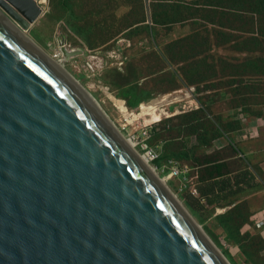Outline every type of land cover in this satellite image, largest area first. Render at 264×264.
Wrapping results in <instances>:
<instances>
[{
  "label": "water",
  "instance_id": "1",
  "mask_svg": "<svg viewBox=\"0 0 264 264\" xmlns=\"http://www.w3.org/2000/svg\"><path fill=\"white\" fill-rule=\"evenodd\" d=\"M45 2L0 0V264H231L26 35Z\"/></svg>",
  "mask_w": 264,
  "mask_h": 264
},
{
  "label": "rangeland",
  "instance_id": "2",
  "mask_svg": "<svg viewBox=\"0 0 264 264\" xmlns=\"http://www.w3.org/2000/svg\"><path fill=\"white\" fill-rule=\"evenodd\" d=\"M70 3L74 13L79 16L78 23L84 29L83 36H78L70 29L67 23L69 17L65 16L62 10V0H46L42 17L30 27L26 35L68 73L73 74L84 88L86 87L119 131L135 144L136 150L141 154L147 156V150L151 149L149 147L155 148L154 144L157 142L152 137L151 142L147 141L143 131L149 132L153 127L160 128L162 121L168 119L169 130L179 127V132H189L190 129L192 130L191 124L199 128H210L214 124L221 127L224 123L220 121H226L227 117L240 111V108H231L229 96L223 100L219 92L205 91L204 83L196 86L188 85L180 80L181 74L177 76L178 82H175L173 74L177 66L171 65L169 58L161 56V52L170 41L191 32L193 28L191 20H195L200 23L198 29L202 32L207 28L215 27L230 34L226 42H219L215 36L211 37L213 47H206L205 51L213 57L207 55V64H213L214 57L217 64L220 57L231 61L241 59V55L235 52L234 42L241 37L251 35V29L247 22L236 24L235 17L223 18L215 13L222 9L221 0H70ZM177 4L189 8L186 14L190 18L176 24H169L170 21L156 23L154 5H157L155 8L157 12L169 10L174 13ZM139 18H144L152 27L138 32L130 31L131 28L124 29L126 25ZM211 18H214V23H208ZM60 40L66 43L69 50H82L83 54L65 59L60 52ZM230 46L232 48H229ZM201 67L206 68V66ZM224 72L221 70V75ZM134 74H138V77ZM214 75L213 72L206 73V80L216 81ZM136 79L140 80L143 89L151 93V101L131 110L122 96L121 86L127 80ZM251 101L255 104L260 103L257 107L252 106L253 109H261L264 112V103L261 100ZM118 102L123 103L128 111L127 114L121 111ZM202 104L208 109L206 118L202 117L200 112H196L205 109ZM143 106L155 107L161 122L154 121L151 116L143 113ZM187 114L191 117L182 118ZM239 119L241 125L238 129L224 133L213 139L208 148L201 147L197 151L194 161H189L186 179H180L179 176L167 178L152 161H149L157 174L166 179L169 189L189 212L180 195L188 190L197 197L194 191L197 175L201 167L206 164V160L226 162L231 172L243 170L248 166L256 177L254 181L256 185L246 194L241 193L236 203L245 202V210L252 213L249 231L252 233L260 231L262 234L259 228L264 227V178L258 174V171L264 173V118L245 117L240 113ZM171 135L177 137L178 133L173 131ZM188 137L182 134L175 139L177 148H183L185 143L193 147L198 144L196 134ZM187 139L189 141H186ZM175 164L184 168L180 163L175 162ZM226 208H217L214 211L203 208L200 217L194 216L191 212L190 214L206 233L205 227L218 236L223 248L232 253L238 264H250L244 262L237 246L227 242L226 231L216 219V215L224 212ZM260 224L262 225L259 226ZM244 227L243 232H245ZM219 249L222 251V248Z\"/></svg>",
  "mask_w": 264,
  "mask_h": 264
},
{
  "label": "trees",
  "instance_id": "3",
  "mask_svg": "<svg viewBox=\"0 0 264 264\" xmlns=\"http://www.w3.org/2000/svg\"><path fill=\"white\" fill-rule=\"evenodd\" d=\"M222 9L218 12L223 18L229 16L235 17L236 24L238 22H247L251 35L241 37L240 40L234 42L235 52L241 55L238 61H231L225 58L214 57L212 63H206V57L212 54H207L206 47L212 48L213 43L211 37L215 36L219 42H226L230 34L218 28H207L205 32L198 29L200 23L193 21V28L187 35L180 36L170 41L165 50L161 52V56L169 58L171 65L177 66L174 70L173 76L175 82L179 74L180 80L188 85H200L204 83L205 91L211 90L219 92L221 98H231V108H240V111L233 113L231 117H227L224 125L221 127L212 125L210 128L197 127L191 124L192 130L189 132H179V127L169 130L167 128L168 119L162 121L160 128L153 127L149 130V138L156 139V144L151 148L158 157L152 161L158 170L162 171L163 176H167L172 167L171 162L180 163L181 166L187 165L189 161H194L197 151L201 147H209L213 139L222 136L230 130H236L240 127L241 121L239 119L240 113L245 117L264 118V112L261 109H253L252 106L257 107L260 103H253V101L261 100L264 103V0H221ZM63 12L65 16L68 15V24L70 29L78 36L84 35V29L79 25V16H77L70 3V0H62ZM154 15L156 23L170 21L169 24H176V22H184L188 15L186 11L189 9L183 5H176L174 13L172 11H160L155 9ZM196 9V8H195ZM172 21V22H171ZM214 18H211L208 23H214ZM175 22V23H173ZM152 27L147 24L144 18L136 19L130 25H126L124 29L131 28L130 31L147 30ZM238 27V26H237ZM239 28V27H238ZM241 29V28H239ZM225 38L224 40H222ZM221 39V40H219ZM229 48H232L230 46ZM231 50V49H230ZM206 66V68L201 67ZM220 69V72H219ZM221 70L224 74L221 75ZM178 71V73H177ZM213 72L216 81L206 80V73ZM120 73V72H119ZM138 77V74H134ZM178 87V84H177ZM122 96L127 101V107L131 110L138 108L141 104L151 101V93L143 89L140 85V80L126 81L121 86ZM212 104L211 102H209ZM204 107L205 105L202 104ZM208 109H200L201 116L206 118ZM191 117L189 114L182 118ZM225 120L224 117H221ZM161 122V121H160ZM164 126V127H163ZM163 127V128H162ZM213 127V128H212ZM231 128V129H229ZM204 129V130H203ZM177 131L178 136L174 137L171 132ZM152 133V135H151ZM184 134V137L189 138L193 134L197 135L198 144L190 146L184 145L183 148H177L175 139ZM186 141H189L188 139ZM258 174L264 178L263 171L259 170ZM187 174H181L180 179L187 178ZM255 175L248 169V166L243 170L231 172L228 170L226 162H215V160H206V164L201 167L197 175V184L195 189L198 192L197 197L185 190L180 195L190 212L200 217L201 209L212 211L217 208H226L224 212L216 215L220 226L226 231V240L231 245H235L240 249V255L244 262L250 264H264V237L260 231L252 233L251 231L243 232V227L251 222L250 217L252 213L245 210L244 203H236L238 196L247 190L255 187ZM258 228V227H257ZM209 236L214 240L215 244L222 248L223 254L228 258L231 264H238L235 257L228 249H224L220 243L218 236L209 228L205 227ZM260 229V228H259Z\"/></svg>",
  "mask_w": 264,
  "mask_h": 264
},
{
  "label": "bare ground",
  "instance_id": "4",
  "mask_svg": "<svg viewBox=\"0 0 264 264\" xmlns=\"http://www.w3.org/2000/svg\"><path fill=\"white\" fill-rule=\"evenodd\" d=\"M59 61V60H58ZM61 67H62V65H61ZM75 82H77L74 78H73V74H70V73H67ZM78 84L80 83V82H77ZM81 84V83H80ZM79 84V85H80ZM83 86V85H82ZM82 86H81V88H82ZM85 89H86V87H85ZM87 90V89H86ZM88 91V90H87ZM89 96V95H88ZM92 98H93V96H92ZM168 98V97H167ZM94 99V98H93ZM93 101V100H92ZM96 105L98 104V102L94 99V101H93ZM99 105V104H98ZM97 105V107L101 110V111H104L102 108H101V106L99 105L98 106ZM118 106L120 107V109H121V111L124 113V114H127V110L125 109V107H124V105H123V103L122 102H118ZM142 110H143V113L145 112L148 116H151L152 117V119L154 120V121H161V117L158 115V112H157V110H156V108L155 107H150V108H146L145 106H143L142 107ZM179 110V109H178ZM145 115V114H144ZM132 116V115H131ZM130 116V117H131ZM142 116H143V114H142ZM110 118V117H109ZM111 120V119H110ZM112 121V120H111ZM113 122V121H112ZM115 125V124H114ZM119 126V125H118ZM117 128V127H116ZM118 129V128H117ZM116 129V131L118 132V134L120 135V137H122L124 140H125V142L127 143V146L134 152V154L136 155V156H138L139 157V159L141 160V162L147 167V169L150 171V173L156 178V180L162 185V186H167V184H166V179H164V178H161L158 174H157V172L155 171V169L151 166V164H150V161H149V159H148V157L146 156V155H143V154H141L140 152H138L137 150H136V148H135V144L131 141V140H129V139H127L122 133H121V131H119V129L117 130Z\"/></svg>",
  "mask_w": 264,
  "mask_h": 264
},
{
  "label": "built area",
  "instance_id": "5",
  "mask_svg": "<svg viewBox=\"0 0 264 264\" xmlns=\"http://www.w3.org/2000/svg\"><path fill=\"white\" fill-rule=\"evenodd\" d=\"M148 130L146 131H143V134L146 135V137L148 138L149 137V134H148ZM146 146V145H145ZM147 148V146H146ZM147 156L149 157V160L150 161H153L155 160L157 157H158V154L155 153L153 150H147ZM172 163V167H171V171L170 173L167 175V178H174V177H177V176H180L181 174H187L188 171H189V168L187 165H184V168H181L179 166H177L175 164V162H171ZM186 179V178H185ZM195 191V194L198 195V192L196 189H194ZM262 224H260L259 226H261Z\"/></svg>",
  "mask_w": 264,
  "mask_h": 264
},
{
  "label": "crops",
  "instance_id": "6",
  "mask_svg": "<svg viewBox=\"0 0 264 264\" xmlns=\"http://www.w3.org/2000/svg\"><path fill=\"white\" fill-rule=\"evenodd\" d=\"M248 191H250V189H247V190L243 191L242 193H245L246 194ZM240 196H241V194H240ZM244 229H245V231H249L251 229V227H250L249 224H247L244 227ZM260 230H262V234L261 235L264 237V227H260Z\"/></svg>",
  "mask_w": 264,
  "mask_h": 264
}]
</instances>
